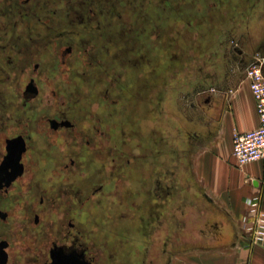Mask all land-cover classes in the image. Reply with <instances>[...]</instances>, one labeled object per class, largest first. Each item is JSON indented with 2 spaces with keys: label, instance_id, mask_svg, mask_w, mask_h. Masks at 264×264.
I'll return each mask as SVG.
<instances>
[{
  "label": "flooded vegetation",
  "instance_id": "obj_1",
  "mask_svg": "<svg viewBox=\"0 0 264 264\" xmlns=\"http://www.w3.org/2000/svg\"><path fill=\"white\" fill-rule=\"evenodd\" d=\"M173 1L155 0L163 8L156 12L139 0H0V264H147L153 228L174 220L179 188L159 177L157 141L151 128L141 134L143 112L126 102L119 63L128 50L144 68L139 78L165 77ZM215 2L234 9L233 25L255 17L251 0ZM127 6L138 8L131 34L121 25ZM186 19L177 23L185 52L212 29L193 33ZM149 21L161 29L156 40L146 35ZM253 40L240 35L221 46L246 67ZM187 224L170 222L167 257Z\"/></svg>",
  "mask_w": 264,
  "mask_h": 264
},
{
  "label": "crops",
  "instance_id": "obj_2",
  "mask_svg": "<svg viewBox=\"0 0 264 264\" xmlns=\"http://www.w3.org/2000/svg\"><path fill=\"white\" fill-rule=\"evenodd\" d=\"M237 29L240 35L253 36L252 54L264 62V19L259 27L254 17L241 22ZM226 64V60L222 62L219 76L198 80L203 89L198 92L197 104H190L186 112V138L181 144L174 138L172 152L169 145V149L166 147L170 141L165 136L171 133L163 114L155 106L152 110V127L158 131L153 135L158 139L157 171L183 184L185 196L192 199L197 194L199 199V203L190 202L187 224L189 230L199 229L198 241L186 236L184 250L175 255V264H264V244L253 246L242 224L249 212L247 198L260 195L264 209V160L240 167L233 154L234 133L257 128L259 114L246 75L234 64L229 72ZM186 81L183 91L190 90L194 83ZM170 164L171 170L166 167ZM195 215L200 217L197 224L192 220Z\"/></svg>",
  "mask_w": 264,
  "mask_h": 264
},
{
  "label": "rangeland",
  "instance_id": "obj_3",
  "mask_svg": "<svg viewBox=\"0 0 264 264\" xmlns=\"http://www.w3.org/2000/svg\"><path fill=\"white\" fill-rule=\"evenodd\" d=\"M215 1L216 0H174L173 3H171L172 4L171 6L174 7V11L178 12L177 14L175 13L176 15H174L176 19V23L174 27L175 30L174 36L176 39L174 38V45L172 46L173 51L166 52V54L170 53L169 63L171 62V65L168 66L167 68L168 72L163 75L165 77L158 76V78L152 81L147 79L145 75L139 78L140 74H144L142 73L144 68L140 66L141 64L140 61L135 62L134 59L130 57L128 50L126 53V58L124 60L121 59V62L119 63L121 64V66L123 64V68L120 69L121 71L120 74H122L123 75L122 77L125 78L123 83H125L127 87L126 95H128L127 96L128 99H126V102H129L133 107L135 106L134 102H136L135 107L137 109L139 107L140 108L139 111L143 112L142 116H144V122L142 124V131H141L143 138L146 139L148 135L147 132H145L144 130L146 131L149 130L152 127L153 122L155 121L153 115L154 112L152 111L153 107L155 106L156 110L158 109L159 113L163 114L162 119L165 120V124H166L165 126L168 128L169 133H171V135L165 136V139L170 141V142H166V147L169 145V147L171 148L170 149L171 152L174 150L172 146L173 142H171L174 138L175 139L177 138L178 139L177 141L180 144L186 138V127H188V118L186 117V112L188 111L190 104L191 106L197 104L196 98L198 92L200 89H203L200 86L201 82H199L198 80L201 77H205V76L217 77L220 74H222V67L220 66L222 65V62H224L225 60L227 63L226 65L228 67V71L232 72L233 70L232 69V64H234L233 52H229L226 57L224 52V47L221 46L222 44L221 42L227 39L230 44V40L233 37H240V33L238 32L237 29L238 26L230 23L231 21L230 19L233 16H235L234 9L226 5L225 2L221 5L220 2H215ZM251 1L253 2L251 11L255 12V25L256 27H259L264 19V0H251ZM138 4L140 5L139 8L142 7L143 10L146 9L148 11L154 10L156 12H160L163 10V8L156 6L155 0H139ZM199 7L200 10H197ZM137 9L132 10L127 6L126 11L124 12L123 22H121L120 19H114L116 23L121 22L122 27L126 28L128 34H131L133 33V31L135 32V30L138 29ZM115 10L117 12L118 8H116ZM133 12H136V15ZM132 14H134L135 16ZM187 17L190 18L189 20H191L192 18L193 19L192 23L195 24L194 29L193 30L191 29L193 33H195L194 31H197V29L195 28L198 27L205 28V25L207 24L212 29L210 31L208 30L206 33L203 29V31H201V34L198 36L192 35L195 37L196 43L195 42L188 43L187 45L188 48L185 52L183 46L180 45V39H179L182 33L180 31L182 27L178 26L177 23L179 24V21L181 19L187 20L186 19ZM246 17H248V15ZM247 20L248 18L242 20V23H245ZM110 21L113 22V19H111ZM160 32L161 29L158 28L156 22L149 21L148 31H146V35L149 36L154 35L153 36L154 38L150 39V41L159 38ZM167 37L168 35H166L165 37L166 40L165 45H168L167 43H169ZM150 46H152V44ZM144 47H146V49L149 48L147 45ZM148 51H149L148 53H151L150 49ZM187 52H190L189 56H187ZM152 53H154V51ZM142 54L144 57V58L142 57L143 58L142 62L144 63L147 60V59L145 60V57L151 58L149 54L145 56L146 54L145 52H143ZM228 60L229 61L231 60L232 62H229ZM117 61L120 60L117 59ZM174 63L176 65H174ZM233 67H236L239 73L245 74V69L247 66L242 67V65L234 64ZM120 74L118 73L117 76H119ZM186 80H190L191 82L194 83L191 84L192 87L190 90L183 91L184 89L182 88L184 83L188 82ZM153 98L155 100H152ZM150 131H152L153 135H155V132H157L158 134V131H156L154 127H152ZM154 139L156 141L158 140L156 139V137H154ZM162 141H164V139ZM169 147L167 148L169 149ZM156 149H157V145H156ZM177 152L179 154V151ZM150 165H146V166L150 167ZM166 167L171 170L173 168V165L170 164L169 166ZM159 177L162 176L159 174ZM165 179L167 180V183H169L170 185H172L173 182L175 183L174 186L179 188V190L177 189L175 190V193H173L175 195L174 197H176L174 200L175 201L174 213L176 214V216L174 214L175 216L174 220H171L172 217H170L169 219L160 218L159 221H156L157 226L153 228L154 236H153V242L150 243L151 246H150L149 257L147 259V264H174L176 263V261H178V259L175 260V255L181 254V252L184 250L183 240L181 239L179 241L175 236L174 241L168 247L169 251H171V254L169 257H167V254H165L166 247L164 241L167 230L169 231L170 222L175 221L176 219H179V221L182 219H186L189 224L190 221L188 218L190 217L189 215L190 214L189 208L191 205L190 202L195 201L199 203L197 194H195L196 196L192 199H190L188 196H185L184 194L185 191L183 190V184L182 185L177 184L178 180L173 181L167 177H165ZM180 181L182 182V180ZM187 186L188 184H186V187ZM155 204L156 202L152 203L153 205L151 206L153 208L152 212L154 214H160ZM182 210H185L184 214L182 213ZM145 211L146 210H144V212ZM145 213H147V211ZM192 220L197 224V222L200 221L199 215H195V219L192 218ZM198 231H199L198 228L195 229L193 228L191 230L187 229L188 234H192L191 235L192 238L188 234H187V238H190L192 242H194L195 239L196 241H198ZM181 235L180 238L182 237Z\"/></svg>",
  "mask_w": 264,
  "mask_h": 264
},
{
  "label": "built area",
  "instance_id": "obj_4",
  "mask_svg": "<svg viewBox=\"0 0 264 264\" xmlns=\"http://www.w3.org/2000/svg\"><path fill=\"white\" fill-rule=\"evenodd\" d=\"M245 75L253 93L259 114V126L248 131H236L233 137V154L238 166L264 160V62L255 55L247 65ZM249 212L242 219L245 232L253 246L264 244V209L260 195L247 198Z\"/></svg>",
  "mask_w": 264,
  "mask_h": 264
},
{
  "label": "bare ground",
  "instance_id": "obj_5",
  "mask_svg": "<svg viewBox=\"0 0 264 264\" xmlns=\"http://www.w3.org/2000/svg\"><path fill=\"white\" fill-rule=\"evenodd\" d=\"M185 178V177H184ZM175 264V263H174Z\"/></svg>",
  "mask_w": 264,
  "mask_h": 264
}]
</instances>
